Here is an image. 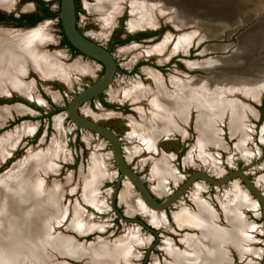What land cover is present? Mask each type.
I'll return each instance as SVG.
<instances>
[{
    "label": "rangeland",
    "instance_id": "obj_1",
    "mask_svg": "<svg viewBox=\"0 0 264 264\" xmlns=\"http://www.w3.org/2000/svg\"><path fill=\"white\" fill-rule=\"evenodd\" d=\"M42 1L52 12L58 11V0ZM93 1L76 0L75 25L80 33H86L90 39L105 47L113 56L117 67L110 84L97 96L77 107L78 115L108 127L116 134L120 139L121 154L125 163L143 181L156 202L163 201L175 189H178L189 175L196 171L207 173L214 179H220L233 171H243L264 198L263 92L256 99L241 97L249 109L245 123V126L249 127L246 136L241 139L238 134L230 132L227 125L224 124L219 131L221 145H206L202 153L196 150L199 137L192 114L189 122L185 125V135L174 133L158 137L155 140V154L149 155L146 150L131 154L135 141L133 137L136 136L130 135L132 133L130 124L140 120V113L136 106L140 103L139 106L147 108V103L145 100H140L137 104L123 98L124 91L130 90L137 84L156 91L157 88L151 73L157 75L161 83H164V86L172 91H176V89L170 84V80L180 79L187 82L208 80L211 75L217 72L225 74L224 76L233 74L235 79L242 76L241 78L254 81L251 74L232 70L231 66L237 64L246 66L248 62L258 60L260 55L258 43L264 36V21L253 17L233 30L222 28L220 37H209L207 35L209 31L202 27L203 29L200 31L196 30L197 33L190 38L186 46L178 47L177 50H168L163 56L154 54L143 56L140 55V50L156 47H162L164 50L167 43L165 41L182 34L183 31L168 20H162L154 28L129 29L130 16L128 9H124L109 29L100 33L103 28L101 18L104 15L89 11L87 5ZM36 10L37 5L31 0H15L14 9L9 10L8 13L21 15ZM0 29L20 32L40 29L47 38L44 44L45 51L58 54L59 61L63 66L73 67L75 70L80 67L90 69L85 73L75 71L70 74L68 82L59 78L42 80L32 71H28L24 80L32 85L33 95L36 97L34 102L20 98L13 92L9 95H0V110L4 111V116L0 120V138L12 134L16 128H20L24 124H33L36 127L34 133L22 134L9 154L0 160V182L1 179L6 178L7 174L13 172L23 160L35 153L46 151L51 143L59 141L61 160L58 161L57 171L53 178L59 187L61 211L71 210V216L68 218L76 213L78 219L84 221V224L86 223L85 231L58 225V227H54L53 233L50 228V234L47 235L49 238L56 234L63 238L73 237L77 241V244L72 241L73 247L80 250L75 256H73L74 254H71L72 256L60 254L58 249L49 245L50 243L44 244L37 238L35 244L40 246L41 257L38 255L30 257L26 251L20 250L10 258L11 264H89L91 259H95V255L91 254L93 249L98 251L102 246H113L124 234L134 231L136 228L138 236L143 238V243L138 244L139 246L135 245L133 256L126 264H169L168 248L183 251V249L185 250V239L189 236L199 235L198 230L193 227L190 229L187 226H179L175 219L176 213L183 209L191 214L194 213L197 207L192 197L193 193L198 192L200 198L218 216L219 224L225 226L227 223L222 203L225 201V192L232 189L247 198L253 208H245L242 211V219L248 227V232L244 231L245 234H249V237L246 235L248 246L246 249L242 248L241 253L234 249L231 250L225 264H264L262 206L242 178L238 176L231 177L218 187L212 186L202 179H195L185 192L164 211H157L166 218V222L159 227L150 225L140 212L127 210L120 201L121 190L126 187L134 196L140 197V194L134 185L118 172L110 141L100 134L76 127L65 115L68 101L78 91L93 84L101 77L103 73L101 64L92 58L66 50V46L59 44L61 28L58 26V17L45 18L33 26L5 25L4 28L0 26ZM143 30L147 35H141ZM131 36L136 39H132ZM251 39L254 43L249 44L248 41ZM224 61H230V64L223 65ZM215 62L218 64L215 65L216 71L213 69L208 71L203 67L208 63L214 64ZM192 63L202 66H192ZM226 66L229 67L226 68ZM255 80H257L255 82L262 81ZM115 93L116 97L114 98ZM58 114L63 115L60 128H56L54 124V118ZM199 155L210 158L214 161L213 164L203 165L197 160ZM92 156L98 157L103 162L102 176L97 182L94 193L97 194L98 200L104 203L105 208L107 207L104 211H99L95 207V203L85 201L82 194L83 183L86 182L90 172L88 166H90L89 162ZM160 157L169 161L175 173V179L167 181L165 190L158 193L154 190L156 182L151 177L150 168L153 162ZM51 182L49 181L48 185L54 183ZM1 196L2 193H0V211L4 212L6 202L2 200ZM62 214L57 216V221L62 218ZM2 217L0 215V223ZM52 220L55 221L54 218H51L50 222ZM69 239L71 240V238ZM244 254L247 256L243 257Z\"/></svg>",
    "mask_w": 264,
    "mask_h": 264
},
{
    "label": "bare ground",
    "instance_id": "obj_2",
    "mask_svg": "<svg viewBox=\"0 0 264 264\" xmlns=\"http://www.w3.org/2000/svg\"><path fill=\"white\" fill-rule=\"evenodd\" d=\"M212 1L215 0H102L101 10L99 0H94L87 7L91 12L104 15L101 18L103 28L100 33L106 32L124 9H128L129 12V29L154 28L162 20L172 22L183 33L166 40L164 50L162 47H156L139 51L143 56L150 54L163 56L168 50L186 46L190 38L198 30L203 29L202 27L206 28V31H209L210 27L216 28L213 23L217 16L212 17L207 11L200 9L201 4L206 2L214 4ZM14 7L15 0H0V10L9 11ZM46 41V35L40 29L25 32L0 29L1 96L13 92L29 101H36L31 83L24 80L28 71H32L42 80L59 78L65 82H68L70 74L75 71L84 73L90 71L87 67L75 70L73 67L63 66L58 54L45 51ZM248 43L254 42L251 39ZM224 62L223 65L230 64V61ZM215 65L218 64L208 63L203 67L212 71L211 69L215 70ZM192 66L201 67L202 65L192 63ZM231 67L232 70H239V72H244L245 68L242 64ZM151 75L157 88L156 91L138 84L124 91V100L129 99L137 104L140 100H145L147 103V108L139 106L140 103L136 106L140 113V120L129 123L132 127L130 135L136 136L133 137L135 141L131 154H137L141 150H146L149 155L155 154V140L158 137L174 133L185 135V125L192 114L199 137L196 149L199 153L204 152L206 145H221L219 131L224 124L230 132L238 134L243 139L249 128L245 126L249 109L241 97L256 99L260 93H264L263 81L252 82L244 77L241 78L242 76L235 79L233 74L224 76L225 74L221 72L214 73L208 80L189 82L180 79L170 80V84L176 91L167 89L154 73ZM113 97H116V93ZM3 116L4 111L0 110V120ZM62 121L63 115H56L55 127L60 128ZM35 130L36 127L33 124H24L16 128L12 134L0 138V160L9 154L22 134L34 133ZM58 143H51L46 151L29 156L19 163L13 172L7 174L5 179H1L0 193L6 204L4 212L0 211V215L3 216L2 221H4L0 223V264H11L10 258L20 250L26 251L30 257L37 255L41 257L40 246L35 244L37 238L44 244L50 243L49 245L58 249L60 254H70L69 256L74 254L75 256L80 252L79 248L73 247L72 240L69 238L59 237L57 234L51 238L47 237L50 234V228L53 233L54 227L58 225L77 231H83L86 228V223L78 219L76 213L73 212L72 217L68 218L71 216V210L67 208L68 211H61L59 187L53 178L57 171L58 161L61 160V149ZM197 160L203 165H212L214 162L203 155H199ZM89 163L90 172L86 182L83 183L82 194L85 201L95 203L99 211H104L107 207L105 208L104 203L99 201L97 194L94 193L97 182L102 176L103 162L98 157L92 156ZM150 169L151 177L156 182L154 190L158 193L165 190L167 181L175 179L171 164L163 157L153 162ZM49 181L54 183L51 182L52 184L48 185ZM232 190L225 192V201L222 203L227 223L225 226L219 224L218 216L200 198L199 193H193L192 200L196 203V211L191 214L183 209L176 213L175 219L179 226H187L190 229L193 227L198 230L199 235L186 238L183 251L168 248L169 264H225L231 250L234 249L241 253L242 248H247V233L245 232H248V227L242 219V211L245 208H253V205L247 201V198ZM119 197L127 210L140 212L150 225L159 227L166 222L162 213H157L158 210L151 208L141 196H134L130 189L124 187ZM64 213L65 216H63ZM60 214L62 218L57 221V216ZM51 218L55 221L50 222ZM64 219H66L65 222H62ZM141 243H143V238L138 236L136 228L124 234L116 244L113 243V246H102L98 251L93 249L91 254L95 255V259H91L89 264H126L133 256L135 245ZM245 256L247 255L244 254L243 257Z\"/></svg>",
    "mask_w": 264,
    "mask_h": 264
},
{
    "label": "water",
    "instance_id": "obj_3",
    "mask_svg": "<svg viewBox=\"0 0 264 264\" xmlns=\"http://www.w3.org/2000/svg\"><path fill=\"white\" fill-rule=\"evenodd\" d=\"M58 2V20L61 24L63 34L70 45H72L80 54L92 58L93 60L99 62L103 67V73L96 82L78 91L68 101L65 110L66 116L71 122L75 123L77 127L100 134L110 141L118 172L122 177L128 178L133 183L134 187L137 189L145 202L155 210L164 211L185 192L190 183H192L195 179H202L212 186H219L231 177L238 176L242 178L251 193H253L260 201L264 221V198L262 194L253 186L243 171L230 172L220 179H214L207 173L196 171L189 175L184 183L178 189H175L163 201L156 202L153 199L143 181L125 163L121 154L120 139L116 136V134L108 127H104L96 124L94 121L84 119L77 113V107L79 105L97 96L110 84L117 66L113 56L105 47L90 39L86 33H80L78 31L75 25L74 0H58ZM212 2H214V4L206 2L204 3L205 5H200L202 10L207 11L210 16H217L214 18L215 20L213 19V24L216 28L213 29L210 27L208 32L209 34L207 33L209 37H220L222 36V31L220 32L222 28L224 30H233L244 21L250 20L253 17L264 21V0H215ZM99 3L102 10V0H99ZM4 12L8 13L10 11ZM258 45L260 48L258 60L248 62L244 68L245 73L247 72L254 77V81L250 80L252 82L257 81L255 79H259L264 82V36L261 37V42H259ZM69 238H71L73 243L77 244V241L73 237Z\"/></svg>",
    "mask_w": 264,
    "mask_h": 264
},
{
    "label": "flooded vegetation",
    "instance_id": "obj_4",
    "mask_svg": "<svg viewBox=\"0 0 264 264\" xmlns=\"http://www.w3.org/2000/svg\"><path fill=\"white\" fill-rule=\"evenodd\" d=\"M33 1L36 5H37V10L32 12V13H28V14H21V15H18V16H13L9 13H5L4 11L0 10V26L4 28L5 25H13V26H16V27H21V26H28L26 25L25 23L28 21L29 17L33 14H36V13H40L39 12V8H40V4L35 1V0H31ZM42 3H43V6L46 7L48 10H50L48 8V6L46 5V3H44L42 0H40ZM75 3V10H76V3L77 2H74ZM17 5V3H16ZM51 11V10H50ZM29 16V17H27ZM59 22V20H58ZM146 31H142L141 35H144ZM147 35V34H145ZM132 39H136L134 36L132 37ZM60 45H63V46H66V50H69V51H72V52H75L76 54H80L79 52H76L74 50H72L68 45H65V44H62V36H61V39L59 41ZM82 55V54H81ZM84 56V55H83Z\"/></svg>",
    "mask_w": 264,
    "mask_h": 264
},
{
    "label": "trees",
    "instance_id": "obj_5",
    "mask_svg": "<svg viewBox=\"0 0 264 264\" xmlns=\"http://www.w3.org/2000/svg\"><path fill=\"white\" fill-rule=\"evenodd\" d=\"M35 1H37L40 4V8L38 9L40 13L33 14L30 17L27 16V17H29V19L25 23L26 25L33 26L45 18L58 17V11L52 12V11L48 10L46 7H44L43 3L40 0H35ZM74 2H76V0H74ZM58 26L61 28L60 22H58ZM61 36H62V44L68 45L72 50L78 52L72 45H70V43L68 42V40L64 36L62 29H61Z\"/></svg>",
    "mask_w": 264,
    "mask_h": 264
},
{
    "label": "built area",
    "instance_id": "obj_6",
    "mask_svg": "<svg viewBox=\"0 0 264 264\" xmlns=\"http://www.w3.org/2000/svg\"><path fill=\"white\" fill-rule=\"evenodd\" d=\"M138 77V76H137Z\"/></svg>",
    "mask_w": 264,
    "mask_h": 264
}]
</instances>
